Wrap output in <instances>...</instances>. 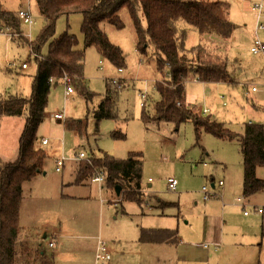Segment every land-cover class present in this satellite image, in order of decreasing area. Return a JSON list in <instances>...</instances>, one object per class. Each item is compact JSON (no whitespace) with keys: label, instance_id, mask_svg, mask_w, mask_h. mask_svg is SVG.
Listing matches in <instances>:
<instances>
[{"label":"rangeland","instance_id":"rangeland-1","mask_svg":"<svg viewBox=\"0 0 264 264\" xmlns=\"http://www.w3.org/2000/svg\"><path fill=\"white\" fill-rule=\"evenodd\" d=\"M220 1L228 4V18L234 30L229 39L211 35L215 40L211 45L216 46L218 53L221 50L222 56L227 55L228 71L238 83L199 82L190 77L185 83L186 101L197 112L207 109L204 115L240 132L248 121L264 123V54L250 51L256 38L264 44V29L256 31L259 24H264V8L260 19L258 11L253 9L254 4L264 6V0ZM2 2L5 8L12 9L26 4V0ZM34 12L36 24L31 29L23 25L22 33L13 37L15 40L8 33L0 32V94L24 98L31 95L36 64L33 56H29L31 49L22 41L31 42L41 26L42 20ZM118 15L124 24L122 29L108 21L101 28L110 42L122 49L123 70L115 68L90 47L85 51L81 83L94 94L93 98L87 100L80 95L71 79L74 93L68 99H65L66 86L62 80L50 90L37 133V146L46 154L44 167L42 173L23 183L20 225L33 238H42L44 230L49 236H56L53 248L46 245V239L42 242L46 252L54 254L55 264H94L98 240L111 253L107 264H264V192L248 197L242 194L243 180H238L243 178L239 143L204 134L197 144L191 123H182L177 128L163 121L144 124L140 118L141 105L146 101V109L150 110L158 100L155 82L163 78L159 76L152 45L148 43L145 53L138 51L127 8H120ZM81 21L80 13L61 16L54 37H59L69 26V32L79 42L78 49L82 48ZM206 41L191 30L186 46ZM24 62L29 67L21 69ZM107 79L124 80L130 87L126 92L127 112L132 119L126 123L104 119L95 124L94 113L104 97ZM253 86H256L254 92ZM57 112L63 119L53 118ZM120 112L125 114L123 107ZM13 120L23 125L22 118ZM69 120L77 122L78 129H67ZM2 122L0 138L4 136L5 141L15 143L12 142L15 128ZM8 130L10 136L6 135ZM115 130L125 133V139H112L111 132ZM42 138L48 140V145H41ZM80 152L89 160L76 159ZM130 152H141L144 156L139 204L120 202L121 198L105 185L103 173L101 185L94 182L100 173L84 180L85 185H74L75 163L91 164V157H100L103 153L125 159ZM5 156L9 161L16 158L13 153ZM62 158L64 162L57 169L55 162ZM225 165L231 169L227 170ZM257 176L264 179V167L258 169ZM170 177L177 181L174 191L167 188ZM232 179L237 180L236 188ZM219 180L224 182L222 188L218 187ZM212 182L217 184L216 188H212ZM204 185L217 195L207 202L201 193ZM236 195L245 197L249 215H244V210L232 203ZM103 198L106 201L102 203ZM161 229L175 230L180 243L150 242L155 235L151 230Z\"/></svg>","mask_w":264,"mask_h":264},{"label":"trees","instance_id":"trees-1","mask_svg":"<svg viewBox=\"0 0 264 264\" xmlns=\"http://www.w3.org/2000/svg\"><path fill=\"white\" fill-rule=\"evenodd\" d=\"M29 3L32 13L35 11L42 20L34 39L31 42L22 41L36 55L33 58L36 72L31 95L24 98L0 94V118L20 117L23 121L16 159L6 162L0 158V264H55L54 254H48L41 246L42 238L30 237L20 225L23 183L43 171L46 154L37 146V133L52 86L61 83L66 74L80 95L87 100L93 98L94 94L81 83L84 79L85 51L90 47L118 70L122 71L125 67L122 49L110 42L101 28V24L108 21L115 28L122 29L124 24L118 11L123 6L127 8L133 24L138 51L145 53L148 43L152 45L157 70L163 78L155 82L158 100L150 110L146 109V101L141 105L143 111L140 118L144 124L163 121L173 123L177 128L182 123H191L197 144L204 134L223 141L236 140L242 155V194L248 197L264 192V179L257 176L258 169L264 167V124L244 123L242 130L235 132L223 122L197 112L194 105L190 107L186 101L185 83L190 77L199 82L238 83L228 71L227 55L222 56L219 46L218 53L216 46L211 45L215 42L211 35L229 39L233 34L234 24L228 18L225 1L29 0ZM22 8L21 5L17 9L5 8L0 0V32L8 33L11 40L22 33L23 23L18 15ZM74 13L82 16L80 49L78 40L69 32V26L59 37H54L58 19ZM191 30L207 41L188 48L186 43ZM212 48L214 51L210 50ZM129 88L124 80L105 81L104 97L94 113L96 125L104 119L121 124L132 119L131 113L127 112L126 92ZM142 97L145 96L142 94ZM120 107L124 108V115ZM78 126L74 120L66 122L69 130L78 129ZM111 137L123 140L126 136L115 130L111 132ZM90 161L91 164L86 161L75 163L74 185H85L84 180L103 173L105 185L121 198L120 202L139 204L144 165L141 152H130L125 159L103 153L100 157H91ZM151 231L155 233L150 238L154 243L176 245L180 242L175 230Z\"/></svg>","mask_w":264,"mask_h":264},{"label":"built area","instance_id":"built-area-1","mask_svg":"<svg viewBox=\"0 0 264 264\" xmlns=\"http://www.w3.org/2000/svg\"><path fill=\"white\" fill-rule=\"evenodd\" d=\"M264 6L262 3H258V4H254L253 5V9L258 11V19H260L262 17V10H263ZM19 18L21 20V22L23 23V25L27 26L29 29H31L32 26H34L36 24V20L33 16V13L30 9V3L29 0H26V4L25 6H23L22 9L19 10L18 12ZM264 29V24H259L256 28V31L258 30H263ZM27 36H31L30 33L27 34ZM251 53L253 54H259L262 53L264 54V44L262 42H260V40L258 38L255 39L253 46L250 48ZM29 56H33V58L36 56L34 53L31 52V55ZM29 67L28 62H24L21 65V69H26ZM70 77L67 76L66 74H64V76L61 78L62 82L65 84L66 88H65V99H68L70 95H72L74 93L73 88L70 86ZM252 91H256V86H253L251 88ZM203 114H207L208 110L204 109ZM53 118L55 120H60L63 119V115L60 112H57L53 115ZM248 124H253L252 122L248 121ZM264 124V123H263ZM47 141L43 140L42 144H46ZM76 159H81V160H89L88 157L85 155L84 152H80L77 156ZM64 162V159H59L56 160L55 164L57 166V169L62 165V163ZM94 182H97L101 185V183L103 182V177L100 173V175H98L95 179ZM218 186L220 188H222L224 186V183L222 181H219ZM177 187V181L170 177L167 179V188L171 191H174ZM201 193L203 195V200L207 201L209 199H211L214 196H217L215 193H210L208 191V187L207 186H203L201 188ZM219 198L222 200V196H219ZM105 200L101 199V202L103 203ZM232 203L241 207L244 210V214H248V204L245 202V199L242 195H236L235 197H233L232 199ZM257 212H261V209H257ZM49 247H53L55 246L54 240L50 241L48 243ZM111 259V254L109 249L107 248V246L102 243L101 241L98 242L97 245V249H96V255H95V263L94 264H107Z\"/></svg>","mask_w":264,"mask_h":264},{"label":"crops","instance_id":"crops-1","mask_svg":"<svg viewBox=\"0 0 264 264\" xmlns=\"http://www.w3.org/2000/svg\"><path fill=\"white\" fill-rule=\"evenodd\" d=\"M38 19H40V18H38ZM42 24V23H41ZM102 64V63H101ZM194 80V79H193ZM215 83V82H214ZM217 83H219V82H217ZM228 84H230V83H228ZM231 85H233V84H231ZM254 92V91H253ZM225 105V104H224ZM191 106H192V104H191ZM203 112V111H202ZM201 113V112H200ZM17 118H19V117H13V118H11V117H2V118H0V127L4 124L2 121H6V124H7V126L8 127H13V128H15V130H16V132H15V134H13L12 135V142H15V143H9V142H7V141H5L4 140V136L2 137V138H0V158L3 160V161H6V162H9V160L6 158V154H8V153H13V154H15V156L17 157V154H18V147H19V139H20V133H21V131H20V133H19V130H20V128H21V130H22V125L20 124V122H14V120L13 119H17ZM16 123H18L17 125H16ZM248 123V122H247ZM6 135H8V136H10V133H9V130H8V132L6 133ZM43 140H46L47 141V143L46 144H42V141ZM41 145H48V140L46 139V138H42L41 139ZM43 149V148H42ZM9 150H10V152H9ZM16 159V158H15ZM57 160H59V159H57ZM11 161H13V160H11ZM227 167V170H230L231 169V167L230 166H227V165H225V168ZM238 180H242V176H241V179H239L238 178ZM219 181H222V180H219ZM219 181H218V184H219ZM235 181H237V180H235V179H232V181L231 182H233V187L234 188H236L235 187ZM230 182V183H231ZM224 183V182H223ZM211 186H212V188H216L217 187V184L215 183V182H212L211 183ZM241 186H242V184H241ZM219 187V186H218ZM227 187H228V185H227ZM226 187V188H227ZM22 196H23V189H22ZM110 196H111V194H110ZM117 196V195H116ZM252 196H254V195H252ZM251 196V197H252ZM244 199H245V197H244ZM22 200H23V198H22ZM210 200V199H209ZM209 200H207V201H209ZM207 201H204V202H207ZM246 201V200H245ZM174 206H176V205H174ZM173 206V207H174ZM21 208H22V204H21ZM21 210V209H20ZM259 213V212H258ZM260 213H262V212H260ZM259 213V214H260ZM20 215H21V211H20ZM244 215H249V214H244ZM222 236V235H221ZM220 236V237H221ZM42 237V239H41V241H43V242H45V239L47 240V242H46V245L48 246V243L50 242V241H52V240H54V243H55V246H56V240H57V238H56V236H49V233L46 231V230H44L43 231V235L41 236ZM100 240H98V242H99ZM180 241H181V239H180ZM150 242H152V241H150ZM180 243V242H179ZM41 244V246L43 245V243L41 242L40 243ZM98 245V243L96 242V246ZM54 246V247H55ZM205 246H207V245H205ZM49 247V246H48ZM97 249V248H96ZM111 254V253H110ZM111 260V259H110ZM110 262V261H109ZM108 262V263H109Z\"/></svg>","mask_w":264,"mask_h":264}]
</instances>
